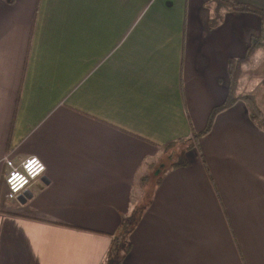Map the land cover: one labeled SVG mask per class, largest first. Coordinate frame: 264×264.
Wrapping results in <instances>:
<instances>
[{
    "label": "crops",
    "instance_id": "obj_1",
    "mask_svg": "<svg viewBox=\"0 0 264 264\" xmlns=\"http://www.w3.org/2000/svg\"><path fill=\"white\" fill-rule=\"evenodd\" d=\"M211 2L0 0V264H102L140 167L206 130L229 60L262 34L243 12L211 29ZM239 87L263 112L264 46ZM187 156L155 184L124 264H264V130L247 102L217 112ZM6 157L46 166L14 200Z\"/></svg>",
    "mask_w": 264,
    "mask_h": 264
},
{
    "label": "trees",
    "instance_id": "obj_2",
    "mask_svg": "<svg viewBox=\"0 0 264 264\" xmlns=\"http://www.w3.org/2000/svg\"><path fill=\"white\" fill-rule=\"evenodd\" d=\"M211 4L216 6L214 12L215 16L209 21V26L211 29H214L222 24L224 20L222 11L225 13L243 12L253 13L260 16L262 20V34L260 36L252 37L251 44L245 57L229 60V74L231 76V84L228 98L223 105L216 107L213 110L208 126L203 133L207 132L211 128L213 118L217 112L233 106L240 100L247 102L251 117L257 122L259 127L264 130V116L256 104L253 95L242 93L239 87V81L243 74V65L251 60L259 48L264 46V10H261L250 4L237 3L234 0H212ZM203 133H198L193 130V136L191 139H181L166 146L163 151L164 154L168 155L169 157L168 164L164 165L162 159L151 161L145 167V170H147V175L145 174L144 178L149 180L150 173L157 168L160 173L156 178L155 184L156 186H159L168 172L190 166L191 162L188 159L187 153L198 146L199 137ZM151 200L142 206H137L136 204V207L127 214V220L122 225L119 233L111 235L113 237V243L105 255L102 264H124L125 259L133 248L131 235L149 209L152 203Z\"/></svg>",
    "mask_w": 264,
    "mask_h": 264
},
{
    "label": "built area",
    "instance_id": "obj_3",
    "mask_svg": "<svg viewBox=\"0 0 264 264\" xmlns=\"http://www.w3.org/2000/svg\"><path fill=\"white\" fill-rule=\"evenodd\" d=\"M5 163L7 166L5 183L10 200L19 198L34 181L43 176L46 170L45 164L38 157H29L20 165H16L10 157H6Z\"/></svg>",
    "mask_w": 264,
    "mask_h": 264
},
{
    "label": "rangeland",
    "instance_id": "obj_4",
    "mask_svg": "<svg viewBox=\"0 0 264 264\" xmlns=\"http://www.w3.org/2000/svg\"><path fill=\"white\" fill-rule=\"evenodd\" d=\"M262 113L264 116V111ZM163 157H162V160L168 164V158H169L168 155H165ZM149 160H151V158H148L146 161L149 162ZM143 164H144V162H143ZM144 168H145V166H143L142 168L140 167V169L137 172L138 173L137 187H136V193H137L136 203H137V206H140V205L142 206L143 204H145V203L147 204L149 202L150 197H151L152 192H153V189L155 188L156 178L159 175L158 170H154L150 173V179L148 180L147 178L143 177L144 176V173H143ZM139 176H141V177L139 178ZM138 193H139V195H138Z\"/></svg>",
    "mask_w": 264,
    "mask_h": 264
}]
</instances>
